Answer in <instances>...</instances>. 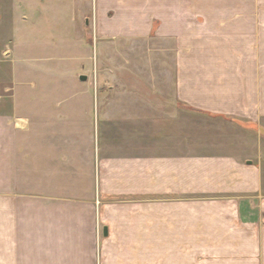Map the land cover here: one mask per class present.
Wrapping results in <instances>:
<instances>
[{
    "label": "crops",
    "instance_id": "0c3cea01",
    "mask_svg": "<svg viewBox=\"0 0 264 264\" xmlns=\"http://www.w3.org/2000/svg\"><path fill=\"white\" fill-rule=\"evenodd\" d=\"M93 3L80 35L149 39L159 66L106 68L119 82L93 86L74 72L51 106L25 79L40 11L20 24L0 1V264H206L189 255L205 237L264 243V0ZM176 107L248 138L176 149Z\"/></svg>",
    "mask_w": 264,
    "mask_h": 264
},
{
    "label": "rangeland",
    "instance_id": "374dc122",
    "mask_svg": "<svg viewBox=\"0 0 264 264\" xmlns=\"http://www.w3.org/2000/svg\"><path fill=\"white\" fill-rule=\"evenodd\" d=\"M14 1L17 23H22L21 12L31 14L33 10H37V17L40 11V17L36 21H40L41 24L40 54L42 58L39 60L40 67L34 68L33 64L38 63L36 61L27 62L28 71L25 79L36 80L38 86L43 88L41 99L48 105L54 106L56 101L62 100L65 95L70 94L69 92H74V87L78 85L72 79L74 72L77 73L76 78L80 74L88 73L89 79L79 84L93 86V83L119 82L118 76H111V80L108 81L109 77L103 75L106 68L151 69L159 66L158 57L153 56L156 45L150 43L149 39L143 40V43L139 44L134 42L120 44L118 41L114 42L115 40L108 44L102 42L106 41L104 39H96L91 27L85 31L84 35H80L76 22L81 20L83 12L91 13L94 7L93 0ZM31 15L34 16V13L32 12ZM36 31H38V27H36ZM12 56L15 58L16 65L26 63L25 60H19L18 54ZM24 56L26 57V55ZM163 66H167V61H164ZM132 78L134 79V77ZM146 78L148 79L149 76ZM93 93L96 94L94 91ZM175 116L174 143L176 149L179 150L195 151L199 147L205 148V145L214 146L215 143L220 146H228L240 137L248 138L240 134L241 131L232 124L208 119L194 112H184L180 107H176ZM95 120L97 122V110L95 111ZM258 138L263 150L264 133L258 134ZM263 153L264 150L261 151L262 159H264ZM205 240L206 251L201 252V256L198 253H189L191 260L201 259V262L205 261L206 264H264L262 236L258 239L256 237L252 239L251 235L208 236L205 237Z\"/></svg>",
    "mask_w": 264,
    "mask_h": 264
},
{
    "label": "water",
    "instance_id": "95a60500",
    "mask_svg": "<svg viewBox=\"0 0 264 264\" xmlns=\"http://www.w3.org/2000/svg\"><path fill=\"white\" fill-rule=\"evenodd\" d=\"M80 79H81V80H85V79H86V76L81 75V76H80ZM103 233H104V235H106V228H104Z\"/></svg>",
    "mask_w": 264,
    "mask_h": 264
}]
</instances>
